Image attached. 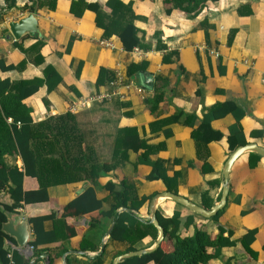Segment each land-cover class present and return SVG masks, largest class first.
Returning a JSON list of instances; mask_svg holds the SVG:
<instances>
[{
  "label": "crops",
  "instance_id": "crops-1",
  "mask_svg": "<svg viewBox=\"0 0 264 264\" xmlns=\"http://www.w3.org/2000/svg\"><path fill=\"white\" fill-rule=\"evenodd\" d=\"M52 1L42 0L44 5L33 12L38 18V37L26 35L16 40L12 38L9 22L32 12L22 9L31 4V0H16V7L10 9L5 0H0V80L44 79L48 66L54 67L62 78L52 91L43 84L24 100L32 109L34 122L52 121L54 125L72 128L74 136H80L73 152L78 144L89 150L88 165L92 160L110 161L117 130L136 127L149 145L165 144L163 149L151 152L150 158L165 161L168 176L176 182L177 194L203 207L206 202L220 201L223 168L233 152H230L228 137L231 127L237 123L238 109L247 112L240 119L247 142L264 147V0H217L209 2L193 17L180 9L166 13L163 0H122L126 4L132 2L134 23L140 29L139 36L144 44L132 51L125 50L117 35L105 36L104 29L96 23L97 15L93 10L86 9L78 17L71 12L72 0H57L54 8ZM86 1L98 2L104 12H111L106 5L108 0ZM72 37L74 41L68 51ZM103 39H110L114 47L102 45ZM38 40L44 41L40 51L24 52L16 46L19 42L30 49ZM158 45L165 49H159ZM166 54L170 58L167 61ZM24 61L26 65L21 69L3 68ZM143 62H146V71L129 78V66ZM102 67L113 70L117 77L98 86ZM147 76L153 79L151 85L146 84ZM101 92H114V96L109 101L90 103L77 112L70 110L73 103ZM156 93L163 99L152 111L149 100L154 99ZM229 101H234L238 108L230 113L220 110L219 116L211 122L212 129L223 137L212 138L198 146L193 132L201 128L205 113L214 105ZM179 111L184 113L179 120L160 123ZM68 113L70 118L61 120L60 117ZM145 153V149L130 150L128 162L99 177V186L89 178L56 184L49 187V201L25 204L9 216L15 222L22 219L29 222L30 244L35 239L30 217L52 213L60 216L66 205L90 187L95 188L96 198L103 202L100 210L106 211L110 208L107 200L110 190L106 185L127 179L136 185L140 197H148L135 211L138 217L147 220L152 198L170 190L162 179H147L153 169L151 165H136ZM250 153L242 154L231 168L228 200L218 222L198 215L171 198L158 200L157 212L164 217H172L180 210L185 222L189 215H194L196 224L189 227L183 224L180 231L183 236L193 234L200 226L213 238L219 232V225L233 230L232 239L237 244L224 247L222 255L210 264H264V156L253 152L260 158H251ZM8 162L23 169L20 156H9ZM24 181L27 190L39 187L31 176H26ZM2 201L12 203L8 194ZM98 211L68 217L77 235L67 241L40 245L38 249H42V254L34 264H77V261L114 264L124 245L111 239L113 219L100 215L98 225L92 226V215H98ZM53 224V219L48 220L46 228L51 229ZM254 229L257 233L251 244L255 252L252 256L241 239ZM11 237L13 239L6 240L9 251H19L28 258L16 238ZM156 241L150 244L151 237H147L143 240V248L153 247Z\"/></svg>",
  "mask_w": 264,
  "mask_h": 264
},
{
  "label": "trees",
  "instance_id": "trees-1",
  "mask_svg": "<svg viewBox=\"0 0 264 264\" xmlns=\"http://www.w3.org/2000/svg\"><path fill=\"white\" fill-rule=\"evenodd\" d=\"M7 8L16 7V0H5ZM56 1H52V8L56 6ZM217 0H163L166 13L170 14L174 9H180L187 15L197 16L209 2ZM44 3L42 0H31V4H26L23 11L36 12ZM106 5L111 9L110 13L102 10V5L98 2H87L86 0H72L71 12L81 17L86 9H91L96 13V23L104 29L106 37L117 35L125 50L132 51L136 47H144L140 29L134 23L135 15L132 9V2L124 3L122 0H108ZM1 21V17H0ZM74 41L72 37L68 51ZM44 45L43 40H38L30 49H25L19 42H16L22 51L41 50ZM159 49H165V46L158 45ZM166 54L165 60H169ZM26 61L17 66H3L5 69L25 67ZM146 62L142 64H132L128 68V77L131 78L137 72H145ZM113 70L102 67L97 85L101 86L116 79ZM62 80L61 76L54 67L48 66L45 70V78H34L28 80L10 81L9 79L0 80V264H31L32 259L26 258L19 251L10 252L6 247V240L13 239L3 230V224L8 220V212L14 213L25 204L47 202L50 200L49 187L61 184L90 179L94 185L99 186L98 178L106 175L119 167H123L129 160V151L139 152L145 149V155L138 158L136 165L147 163L152 166V172L147 176L148 180L162 179L168 190L178 193L176 182L167 174L165 161L150 158L151 152H156L165 147L164 143L154 147L148 144L147 140L140 136L136 127H122L117 130L113 151L110 161L100 163L92 160L90 165L89 150H84L77 141L80 136H74L72 128L65 125H54L52 122L35 123L32 117V109L24 100L30 95L36 93L43 84H47L49 91H52ZM161 94L156 93L154 99L149 100L151 110L155 111L162 101ZM238 106L234 101L223 104H216L211 107L204 116L201 128L193 132V137L198 146L209 142L212 138L221 139L222 133L214 131L211 127L213 119L219 116L218 112L230 113ZM237 123L231 127L228 137L230 152L241 145H246L243 128L240 125V119L246 115L244 109H238ZM179 111L173 117L167 118L160 123H171L177 121L183 115ZM71 114L60 117L70 118ZM168 131L167 134H170ZM82 139V138H81ZM62 144V145H61ZM88 151V152H87ZM20 156L23 160V169L16 164L8 162V157ZM250 157L257 159L260 156L251 152ZM255 161L252 159V165ZM208 169V168H207ZM26 176L35 178L39 184L37 189L27 190L24 186ZM174 184V185H173ZM110 190L108 201L110 208L100 210L103 202L96 198L95 188H88L80 197L64 207L60 216L57 213L50 215H41L30 217V223L34 231L35 239L30 242L35 247L34 263L38 260L42 249L40 245L67 241L70 237L77 235V230L68 223V217L72 215L81 216L98 211V215H92V226H97L100 222V215L107 216L114 220V228L111 233V239L124 245V249L117 255L143 249L145 246L143 240L151 237V243L157 240L158 229L148 220L137 216L135 211L139 210L148 200V197H140L137 187L133 182L127 179L121 182H109L106 185ZM10 195L11 204L2 201L4 195ZM221 198V197H220ZM93 200V202H91ZM212 201L204 203L205 208L213 207ZM122 207L128 210L120 211ZM226 207V206H225ZM225 207L211 217L210 219L218 222L222 216ZM157 218L165 230V238L155 250L142 255H135L124 258L118 264H210L215 258L222 255V249L237 244L232 239L234 234L232 229L219 225V232L215 238L205 228L197 227L191 235H182L181 228L183 224L186 227L194 225V215H189L185 222L182 220V213L176 210L172 217H164L159 211ZM53 219V227L46 228V222ZM257 230H250L241 239L245 250L255 255L251 244L255 239ZM212 249V251L210 250ZM69 264H73L69 262ZM77 264H83L77 261Z\"/></svg>",
  "mask_w": 264,
  "mask_h": 264
},
{
  "label": "water",
  "instance_id": "water-1",
  "mask_svg": "<svg viewBox=\"0 0 264 264\" xmlns=\"http://www.w3.org/2000/svg\"><path fill=\"white\" fill-rule=\"evenodd\" d=\"M9 28L12 32V38L16 40H21L26 35L36 36V37H38L39 35L38 18L33 12H27L22 16H20L17 20H11L9 22ZM146 79H147L146 84L151 85L153 81L152 77L147 76ZM246 152H257L258 154L264 156V147L259 146L257 143H248L246 145L239 146L229 155L222 172L223 182H222L221 199L220 201L215 203L213 207L210 209L195 203L194 201L190 200L185 196L176 194L171 191H164L160 194L155 195L150 203V214L147 216V220L153 223L159 230V235L156 244L153 247L143 248L140 250L123 253L115 259L114 264H118L124 258L152 252L153 250H155L157 247L160 246V244L165 238V230L161 226L157 218V203L159 198L161 197L171 198L176 202H178L179 204H182L183 206L189 208L190 210L194 211L195 213L205 218H211L214 215H216L219 212V210L223 209L227 204L228 194L230 191L229 177H230L231 168L234 162L242 154ZM124 210H128V208L122 207L120 209V211H124ZM8 214L10 215L9 212ZM114 224L115 222L112 224V228L114 227ZM3 230L10 236L15 237L17 244L21 248H24L29 244L30 227H29V222L26 219H22L15 222L10 216H8V220L3 224ZM109 233L110 232H108V234ZM31 264H34V261H32Z\"/></svg>",
  "mask_w": 264,
  "mask_h": 264
},
{
  "label": "built area",
  "instance_id": "built-area-1",
  "mask_svg": "<svg viewBox=\"0 0 264 264\" xmlns=\"http://www.w3.org/2000/svg\"><path fill=\"white\" fill-rule=\"evenodd\" d=\"M100 42L104 46L114 47V44L110 39H103ZM112 84L113 85L117 84V81L113 82ZM113 96H114V92L96 93L94 95L89 96L88 98H84V99L79 100L78 102L73 103L72 106L70 107V110L77 112L85 107L90 106V103L109 101L113 98ZM21 249L28 256V258L34 259L35 247L33 245L28 244L26 247L21 248Z\"/></svg>",
  "mask_w": 264,
  "mask_h": 264
},
{
  "label": "rangeland",
  "instance_id": "rangeland-1",
  "mask_svg": "<svg viewBox=\"0 0 264 264\" xmlns=\"http://www.w3.org/2000/svg\"><path fill=\"white\" fill-rule=\"evenodd\" d=\"M199 215V214H198ZM207 219H209V218H207ZM200 228H205V227H202V226H200ZM206 229V228H205ZM196 230V229H195Z\"/></svg>",
  "mask_w": 264,
  "mask_h": 264
}]
</instances>
